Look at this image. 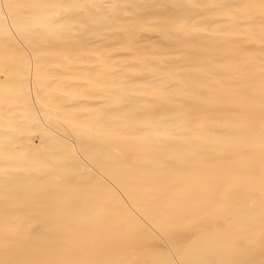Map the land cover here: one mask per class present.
Segmentation results:
<instances>
[{
  "label": "bare ground",
  "instance_id": "obj_1",
  "mask_svg": "<svg viewBox=\"0 0 264 264\" xmlns=\"http://www.w3.org/2000/svg\"><path fill=\"white\" fill-rule=\"evenodd\" d=\"M165 262L264 264V0H0V264Z\"/></svg>",
  "mask_w": 264,
  "mask_h": 264
},
{
  "label": "snow or ice",
  "instance_id": "obj_2",
  "mask_svg": "<svg viewBox=\"0 0 264 264\" xmlns=\"http://www.w3.org/2000/svg\"><path fill=\"white\" fill-rule=\"evenodd\" d=\"M54 7H62V5H54ZM165 264H166V262H165Z\"/></svg>",
  "mask_w": 264,
  "mask_h": 264
}]
</instances>
